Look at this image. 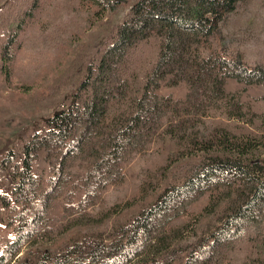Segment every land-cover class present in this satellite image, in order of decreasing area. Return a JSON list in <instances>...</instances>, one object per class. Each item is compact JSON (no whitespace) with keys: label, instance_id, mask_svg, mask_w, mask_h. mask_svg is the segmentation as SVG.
Listing matches in <instances>:
<instances>
[{"label":"trees","instance_id":"16d2710c","mask_svg":"<svg viewBox=\"0 0 264 264\" xmlns=\"http://www.w3.org/2000/svg\"><path fill=\"white\" fill-rule=\"evenodd\" d=\"M72 1L109 15L47 86L59 94L72 84L68 105L21 130L19 141L0 137V186L10 187H0V214L13 231L0 235V264H222L240 251L264 262V139L230 118L195 119L216 102L233 114L251 110L244 124L263 114L264 61L249 64L222 27L248 0ZM43 7L0 0V84L14 74L20 33ZM153 138L167 183L154 202L109 231L75 228L53 247L34 244L48 220L65 216L62 207L102 205ZM191 205L202 215L195 239L165 242L163 230Z\"/></svg>","mask_w":264,"mask_h":264},{"label":"rangeland","instance_id":"374dc122","mask_svg":"<svg viewBox=\"0 0 264 264\" xmlns=\"http://www.w3.org/2000/svg\"><path fill=\"white\" fill-rule=\"evenodd\" d=\"M43 4L37 21H28L26 28L20 33L19 42L16 43L18 57L14 74L7 84H0V137L13 142L19 141L17 136L21 130L35 129L45 118L68 105L69 92L74 88L72 84L59 94H48L47 86L53 82L58 70L65 67L72 58L74 44L79 40L89 42L93 35L103 29L102 23L109 15L107 9L100 10L98 7L81 5L72 0H43ZM222 27L227 43L242 51L249 64L264 61V0L246 1L229 16ZM42 91L43 93H40ZM161 91L172 92L178 96L175 88H164ZM223 103L216 102L210 109H204V115L195 114V119H198L196 123L212 125L220 118H230L237 127L243 129L240 126H245L247 129L244 131L252 138L258 136L264 139V106L261 107L262 115L254 114V122L244 124L242 118L246 119L245 113L248 117L251 110H244L243 114H233L221 106ZM4 150L5 147L0 146V154L4 153ZM162 152L158 141L153 138L151 143L146 144L128 163L121 179L104 192L102 205L95 203L82 204L79 208L62 207L65 216L55 222L48 220L34 244L53 247L52 243L58 237L67 235L69 230L75 228L84 231H109L116 218L128 219L142 206L154 202L167 185L163 169L166 156L162 155ZM195 152L196 149L192 148V153ZM262 160L264 161V151ZM176 180L172 178L169 182H178ZM0 187L2 191L10 192L9 186ZM62 192L56 195V198L63 201L68 191L62 188ZM200 208L199 205L189 206L183 219L178 218L180 220L173 226L163 230L164 233L160 236L164 241L168 242L174 235L182 240V243L193 241L197 229L195 227L202 218L197 212ZM12 233V229L6 226L0 214V235L8 237ZM147 251L145 255L150 252ZM21 255L22 252L18 256ZM222 264L264 262L260 261L254 252L240 251L230 254Z\"/></svg>","mask_w":264,"mask_h":264}]
</instances>
